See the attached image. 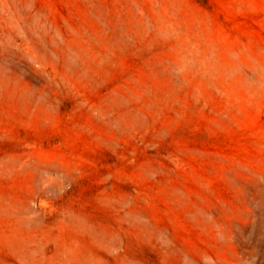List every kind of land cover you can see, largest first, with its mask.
I'll return each mask as SVG.
<instances>
[{
  "label": "rangeland",
  "instance_id": "obj_1",
  "mask_svg": "<svg viewBox=\"0 0 264 264\" xmlns=\"http://www.w3.org/2000/svg\"><path fill=\"white\" fill-rule=\"evenodd\" d=\"M0 264H264V0H0Z\"/></svg>",
  "mask_w": 264,
  "mask_h": 264
}]
</instances>
